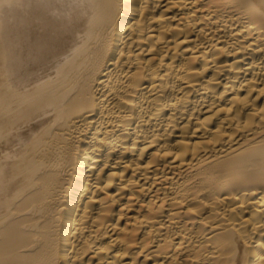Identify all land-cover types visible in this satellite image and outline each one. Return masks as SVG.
I'll use <instances>...</instances> for the list:
<instances>
[{
  "label": "bare ground",
  "instance_id": "1",
  "mask_svg": "<svg viewBox=\"0 0 264 264\" xmlns=\"http://www.w3.org/2000/svg\"><path fill=\"white\" fill-rule=\"evenodd\" d=\"M0 264H264V0H0Z\"/></svg>",
  "mask_w": 264,
  "mask_h": 264
}]
</instances>
